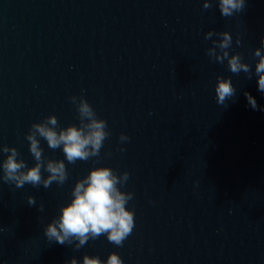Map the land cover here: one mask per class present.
<instances>
[{
	"label": "water",
	"instance_id": "water-1",
	"mask_svg": "<svg viewBox=\"0 0 264 264\" xmlns=\"http://www.w3.org/2000/svg\"><path fill=\"white\" fill-rule=\"evenodd\" d=\"M218 4L0 0V164L7 147L34 167L33 125L54 117L58 132L83 127V101L107 132L96 155L74 163L37 135L42 181L47 164L62 161V183L0 179V264H83L111 252L124 264H264V92L255 55L264 54V0H246L228 17ZM225 32L231 43L221 49ZM232 56L248 71L231 72ZM219 80L234 89L223 102ZM95 167L111 168L133 195V231L119 246L104 235L83 245L49 241L44 229Z\"/></svg>",
	"mask_w": 264,
	"mask_h": 264
},
{
	"label": "clouds",
	"instance_id": "clouds-1",
	"mask_svg": "<svg viewBox=\"0 0 264 264\" xmlns=\"http://www.w3.org/2000/svg\"><path fill=\"white\" fill-rule=\"evenodd\" d=\"M245 3L246 0H219L220 14L228 17L239 13ZM230 43L231 37L225 32L218 47L227 49ZM255 55L259 58L256 64L258 88L264 92V54L257 49ZM224 57H228L227 51L224 52ZM229 67L233 73L248 71L247 65L240 62L239 56H232L229 59ZM215 91L219 101L223 102L225 98L233 95L234 89L229 80H219ZM246 98L253 110L258 108L256 99L252 95L246 94ZM79 112L90 121L83 127L70 126L58 132L54 117H49L47 124L33 125L34 132L27 137L30 141V152L37 161L32 168H27L23 161L17 160V152L14 148H4L3 150L10 154L0 164V169L4 173L0 179L15 182L16 187L43 183L46 188L53 181L61 183L64 181L66 172L62 161H50L47 164L50 175L42 181L40 164L42 153L37 135L46 140L53 149L62 147L65 159L70 163L87 160L90 156L96 155L107 137L106 122L95 117L93 109L86 101L79 105ZM120 139L127 141L129 138L122 134ZM128 175L124 173L123 178L126 180ZM120 183L121 178L109 167L91 169L88 175L76 184L71 201L60 209L58 219H54L44 229L47 239L64 245L68 238L75 237L79 238L80 244L83 245L89 236L95 238L104 235L109 242L117 246L121 245L133 231L135 213L127 207L133 195L121 191L118 187ZM71 264L78 262L72 260ZM83 264H124V261L118 253L111 252L104 261L99 257L86 256Z\"/></svg>",
	"mask_w": 264,
	"mask_h": 264
}]
</instances>
